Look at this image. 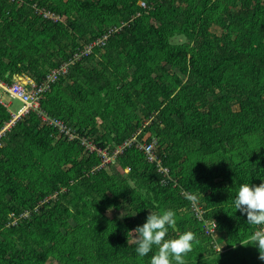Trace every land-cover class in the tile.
I'll return each mask as SVG.
<instances>
[{
  "label": "trees",
  "instance_id": "trees-1",
  "mask_svg": "<svg viewBox=\"0 0 264 264\" xmlns=\"http://www.w3.org/2000/svg\"><path fill=\"white\" fill-rule=\"evenodd\" d=\"M22 1L0 0V82L27 76L41 86L108 39L41 99L42 113L75 139L35 111L0 139V264H150L153 253L139 256L129 231L169 207L177 215L168 235L196 234L184 264H264L252 238L264 225L234 203L241 183L264 182V0ZM218 6L215 19L204 15ZM178 37L185 44L170 42ZM12 114L0 102V131ZM149 133L171 178L137 147L153 142ZM134 135L106 165L83 144L112 155Z\"/></svg>",
  "mask_w": 264,
  "mask_h": 264
},
{
  "label": "clouds",
  "instance_id": "clouds-1",
  "mask_svg": "<svg viewBox=\"0 0 264 264\" xmlns=\"http://www.w3.org/2000/svg\"><path fill=\"white\" fill-rule=\"evenodd\" d=\"M234 203L237 209L247 214L250 224L264 225V182L259 185L241 183ZM176 215V210L170 207L162 211L150 210L145 222L129 231L136 241L135 250L139 256L153 253L150 264H184L187 253L192 250L196 240L193 231L186 230L171 237L168 235L170 226L176 224ZM252 238L259 248L264 247V229L256 231ZM261 258L264 256L261 255Z\"/></svg>",
  "mask_w": 264,
  "mask_h": 264
},
{
  "label": "built area",
  "instance_id": "built-area-1",
  "mask_svg": "<svg viewBox=\"0 0 264 264\" xmlns=\"http://www.w3.org/2000/svg\"><path fill=\"white\" fill-rule=\"evenodd\" d=\"M17 1V0H15ZM22 1V0H21ZM21 3V2H20ZM142 6L145 7V3L142 4ZM36 14L41 15L44 19H47L52 22H60L62 21L61 16L53 12L52 10L48 9L47 7L38 8L35 7ZM108 39V36L106 35L102 39H99L95 43H92L91 45L87 46L85 51H82L81 55L75 54L74 59L70 60L68 62H65L62 66H60L57 69H54L51 71V73L48 75V79L45 82V84L41 86H37L35 83L30 81L31 87L28 88L27 84L25 83H19L15 82L12 85H7L3 82H0V89L2 90L0 92V102L8 107L7 103L5 102L4 96L2 93H7L8 97H10L11 100H19L23 106L16 114H12L13 119L11 122L6 124V126L0 131V139L5 134L7 130L11 128V126L14 124V122L19 119L20 117L26 115L30 111L38 112L39 115H41L43 121L47 122L50 125L55 126L59 129V133L64 134L68 136L70 139H75L77 137L76 134H74L71 129H69L62 120L56 119L54 117L47 116L42 113L40 110V103L41 99L43 97V93L50 88V84L56 82L60 76H63L67 73L68 67L73 64L74 60L78 59L82 55H85L87 52L92 50L94 46L104 44L106 40ZM137 142V138L134 135L131 140L124 143L122 146L117 148L112 155H110V152L100 150L96 148V146L92 142L83 141V144L85 145V148L87 151L95 152L97 151L99 154L102 155L103 161L102 165L109 164L114 157H116L118 154L122 153L126 147L134 144ZM155 146L156 143L153 141L152 143H139L137 144V147L144 152L146 159L150 162H158V170L161 171V173L165 174L166 176L169 175V170H163L162 161L157 159L156 153H155ZM200 213V212H198ZM215 224H210V226L207 228L206 232L213 234L215 233Z\"/></svg>",
  "mask_w": 264,
  "mask_h": 264
},
{
  "label": "rangeland",
  "instance_id": "rangeland-1",
  "mask_svg": "<svg viewBox=\"0 0 264 264\" xmlns=\"http://www.w3.org/2000/svg\"><path fill=\"white\" fill-rule=\"evenodd\" d=\"M21 2V0H17V3H20ZM143 4V2H140V5H142ZM221 6H218V7H216V8H213V9H207L205 12H204V15L206 16V17H208L210 20H213V19H215L216 18V16L220 13V11H221ZM66 19V18H65ZM61 22V21H60ZM212 31L213 32H215V33H217V34H223V33H221V31H220V29H219V27L218 26H212ZM171 43H173L175 46L176 45H180V44H182L183 42H184V40H183V38L182 37H178V38H173V39H171V41H170ZM184 44H185V42H184ZM184 46H186L187 47V45H184ZM92 52V50H90L89 52H87L86 54L88 55V54H90ZM97 61H98V57L96 58V60L94 61V63H97ZM26 80V79H25ZM25 80H23V81H25ZM19 83H23V82H19ZM70 83V82H69ZM3 94V96H4V99H5V102L8 104V106H9V101L8 100H11L10 99V97H8V95H6V93L4 92V93H2ZM7 97V98H6ZM22 106H23V104L19 101V100H16V99H14V100H12V105L10 106V111L12 112V113H17L18 111H19V109H21L22 108ZM139 117H142V115L140 114L139 115ZM102 120V118H99L98 119V121L100 122ZM146 137H151V138H153V141L156 143V146H155V148H157V138L158 137H156V135L155 134H151V133H149ZM58 139H59V137H57V138H55V141H54V144H56L57 142H58ZM87 151V150H86ZM157 151V150H156ZM163 168V170H169V168H166V167H162ZM128 170V169H127ZM168 178H171V175L169 174L168 176H167ZM134 188L135 187H137V186H135L134 184L132 185ZM185 194V193H184ZM195 206V204H193V207ZM125 214H126V212H123V211H120V212H117L116 214H114L115 216H117L119 219H122L124 216H125ZM110 216H114L112 213H110L109 214ZM27 217L28 215L27 214H24L23 215V217ZM22 217V216H21ZM73 221H71V223H72ZM13 223H16V221H14ZM133 235H135V233H133ZM133 238V237H132ZM222 238H224L223 236H219V235H217L216 234V236H215V240H218V241H220V240H222ZM133 241L135 242V240L133 239ZM52 245H54V246H57L56 245V242H51V243H49V249L51 248V246ZM224 244L222 243V244H217V247L220 249L222 246H223ZM62 250L63 251H66V249L65 248H62ZM191 251H193V250H191ZM46 264H62L60 261H57V260H54V259H52V258H49V260L47 261V263Z\"/></svg>",
  "mask_w": 264,
  "mask_h": 264
},
{
  "label": "crops",
  "instance_id": "crops-1",
  "mask_svg": "<svg viewBox=\"0 0 264 264\" xmlns=\"http://www.w3.org/2000/svg\"><path fill=\"white\" fill-rule=\"evenodd\" d=\"M26 79V80H25ZM23 80H25V81H23ZM30 81H32L29 77H27V76H17L16 78H15V82H23L24 84L26 83H29ZM7 98V97H6ZM9 101V106H8V108L10 109V106L12 105V100H8ZM8 105V104H7ZM14 114H16V113H14Z\"/></svg>",
  "mask_w": 264,
  "mask_h": 264
}]
</instances>
